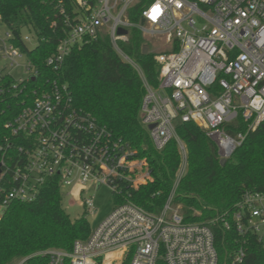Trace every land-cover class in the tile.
Masks as SVG:
<instances>
[{
    "label": "built area",
    "instance_id": "1",
    "mask_svg": "<svg viewBox=\"0 0 264 264\" xmlns=\"http://www.w3.org/2000/svg\"><path fill=\"white\" fill-rule=\"evenodd\" d=\"M137 3L141 7L134 21L128 10ZM156 4L161 12L153 20L150 12ZM59 13L64 33L45 63L58 71L73 47L107 36L142 82L140 119L154 147L160 150L174 140L179 163L158 213L123 200L85 239H75L70 250L44 249L14 264H30L33 256H46L47 264H217L209 225L184 222L172 201L187 167L186 146L175 126L195 123L217 145L220 159H226L264 119V0H72L71 13L62 5ZM120 28L126 32L119 33ZM132 29L166 45H156V85L121 46ZM29 32L20 41L32 48L38 40ZM22 57L25 76L0 71L20 92L39 74L0 17V58L12 69L21 66ZM4 90L0 83V95ZM21 101L0 138V218L10 203L31 202L50 184L78 197L89 212L94 208L92 188L105 185L120 193L123 186L137 188L151 180L136 151L75 107L59 78L37 82V89ZM239 117L244 130L227 131L237 128ZM231 219L238 233L254 234L264 242V191L245 190ZM224 226L229 227L228 221ZM242 256L239 250L235 260Z\"/></svg>",
    "mask_w": 264,
    "mask_h": 264
},
{
    "label": "trees",
    "instance_id": "2",
    "mask_svg": "<svg viewBox=\"0 0 264 264\" xmlns=\"http://www.w3.org/2000/svg\"><path fill=\"white\" fill-rule=\"evenodd\" d=\"M60 5L71 13L72 0H0L3 23L39 74V79L28 81L21 92L11 88L10 77H0L5 89L0 95V138L5 133L4 123L20 108L22 98L37 89V82L59 78L67 84L75 107L89 112L114 137L127 142L147 165L151 180L137 188L123 186L120 193L113 191L117 202L128 199L156 214L168 196L179 163L176 142L170 140L160 150L154 147L140 119L142 82L137 72L115 53L107 36L73 47L58 71L45 63L64 33ZM140 7L141 3H137L129 8L131 20H138ZM24 29L37 37L38 43L32 48L20 41ZM144 45V37L137 29H132L128 42L121 44L147 80L156 85L155 52L148 46L144 53ZM238 121L237 128L227 131L244 130L240 117ZM175 128L187 150L186 171L172 199L174 205H179L183 221L209 225L217 264H264V242L254 234L238 233L231 219L234 205L245 190L264 191V119L246 133L224 163L220 162L217 145L198 125L177 122ZM62 200L60 187L50 184L35 200L13 201L7 206L0 218V264H14L19 257L49 247L68 251L75 239L89 235L85 215L71 220ZM224 221H228V228ZM239 250L243 256L236 261ZM29 262L47 264V257L33 256Z\"/></svg>",
    "mask_w": 264,
    "mask_h": 264
},
{
    "label": "rangeland",
    "instance_id": "3",
    "mask_svg": "<svg viewBox=\"0 0 264 264\" xmlns=\"http://www.w3.org/2000/svg\"><path fill=\"white\" fill-rule=\"evenodd\" d=\"M3 29L4 26H1ZM22 34L24 36H30L31 33L24 29L22 31ZM144 42L146 45L149 46V48L157 52L156 45L164 48L166 45L164 44V41L162 39L154 38V37H144ZM34 42H30L29 45L32 47ZM19 63L21 66L15 67V68H9L7 66L6 60L0 58V71L1 73L9 72L14 78H19L24 75L22 64L25 63V58L22 57L19 59ZM66 190H62L63 200H62V207L69 216L71 220H74L76 218H79L83 214L85 215L86 219L89 222L90 229H94L96 225L104 218L106 217L112 208L118 203L113 191L108 186L102 185L98 188H92L89 190V195L93 196V204L94 208L93 210L86 212L83 208V206L80 203V199L75 196H67L65 194ZM47 249H62L59 247H49ZM127 260L124 261L122 264H126Z\"/></svg>",
    "mask_w": 264,
    "mask_h": 264
},
{
    "label": "snow or ice",
    "instance_id": "4",
    "mask_svg": "<svg viewBox=\"0 0 264 264\" xmlns=\"http://www.w3.org/2000/svg\"><path fill=\"white\" fill-rule=\"evenodd\" d=\"M161 12V8L159 4H156L150 12L151 18L155 20L157 18V15Z\"/></svg>",
    "mask_w": 264,
    "mask_h": 264
},
{
    "label": "water",
    "instance_id": "5",
    "mask_svg": "<svg viewBox=\"0 0 264 264\" xmlns=\"http://www.w3.org/2000/svg\"><path fill=\"white\" fill-rule=\"evenodd\" d=\"M119 31V33H125L126 32V30L125 29H119L118 30ZM142 51L144 52V53H146L147 51H148V46L145 44L144 46H143V48H142ZM32 80H34V77H32ZM149 127H151V126H149ZM226 159H221V163H224V161H225Z\"/></svg>",
    "mask_w": 264,
    "mask_h": 264
}]
</instances>
